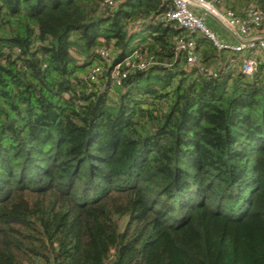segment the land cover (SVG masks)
Listing matches in <instances>:
<instances>
[{"label": "trees", "instance_id": "trees-1", "mask_svg": "<svg viewBox=\"0 0 264 264\" xmlns=\"http://www.w3.org/2000/svg\"><path fill=\"white\" fill-rule=\"evenodd\" d=\"M166 9L0 0V264H264V71L202 34L188 65Z\"/></svg>", "mask_w": 264, "mask_h": 264}, {"label": "built area", "instance_id": "built-area-1", "mask_svg": "<svg viewBox=\"0 0 264 264\" xmlns=\"http://www.w3.org/2000/svg\"><path fill=\"white\" fill-rule=\"evenodd\" d=\"M122 0H104V5L116 6ZM166 11L163 18L183 30L175 39V50L184 55L188 65L200 66L196 54V38L202 34L210 39L222 51L239 55L241 63L239 70L246 75H252L259 68L264 71V30L261 28L262 12L258 7L249 8L243 15L236 14L231 9H219L208 0H163ZM211 15L221 23L231 35L237 34L241 40L237 43L221 40L204 22V16ZM99 57L112 60L110 79L119 84L126 79L128 73L134 70H143L157 62L150 58L138 61L137 50L122 58H112L106 49H101ZM137 60V61H136ZM100 66L94 64L90 67L88 79H96Z\"/></svg>", "mask_w": 264, "mask_h": 264}, {"label": "rangeland", "instance_id": "rangeland-1", "mask_svg": "<svg viewBox=\"0 0 264 264\" xmlns=\"http://www.w3.org/2000/svg\"><path fill=\"white\" fill-rule=\"evenodd\" d=\"M204 22L213 32L218 34L219 37L220 35H224V36L231 35V33L229 31H226L225 27L221 23H219L217 20H215V18H213L211 15H205Z\"/></svg>", "mask_w": 264, "mask_h": 264}, {"label": "crops", "instance_id": "crops-1", "mask_svg": "<svg viewBox=\"0 0 264 264\" xmlns=\"http://www.w3.org/2000/svg\"><path fill=\"white\" fill-rule=\"evenodd\" d=\"M217 8H218V7H217ZM219 9H220V8H219ZM216 35L219 37L218 34H216ZM219 38H221V40H223V41H229V42H231V43H237L239 40H241L240 37L237 36V34H235V33H233V34L230 35V36H228V35H226V36H224V35H220Z\"/></svg>", "mask_w": 264, "mask_h": 264}]
</instances>
